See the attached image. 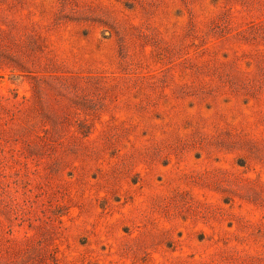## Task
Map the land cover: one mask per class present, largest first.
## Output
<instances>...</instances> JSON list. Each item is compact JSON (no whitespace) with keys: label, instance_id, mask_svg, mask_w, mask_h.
I'll list each match as a JSON object with an SVG mask.
<instances>
[{"label":"rangeland","instance_id":"374dc122","mask_svg":"<svg viewBox=\"0 0 264 264\" xmlns=\"http://www.w3.org/2000/svg\"><path fill=\"white\" fill-rule=\"evenodd\" d=\"M0 264H264V0H0Z\"/></svg>","mask_w":264,"mask_h":264}]
</instances>
